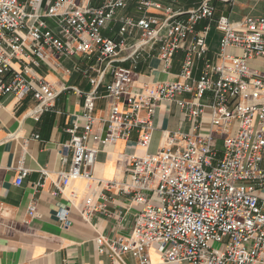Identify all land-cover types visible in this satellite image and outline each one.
<instances>
[{
  "label": "built area",
  "instance_id": "built-area-1",
  "mask_svg": "<svg viewBox=\"0 0 264 264\" xmlns=\"http://www.w3.org/2000/svg\"><path fill=\"white\" fill-rule=\"evenodd\" d=\"M94 1L0 0V107L2 98L14 95L35 101L32 115L51 110L59 91L36 68L45 62L59 66L53 57L95 59L97 64L83 71L92 89L73 87L84 98L87 124L83 132L77 123L67 129L71 138L60 150L62 161H71L70 170L62 173L67 184L94 179L99 147L88 139L107 73L112 80L105 84L103 96L111 101V111L103 120L107 133L96 136L100 145L128 139L133 131L139 133V145H149L158 105L176 102L190 130L170 133L155 153L131 155L125 177L107 182L142 208L130 236L99 237V252L108 247L113 258H121L135 251L141 264H150L139 253L149 247L157 248L165 264L264 263V198L259 194L264 189V70L251 65L254 59H264V17H215L213 0H194L197 4L187 11L176 9V0L168 5L163 0H137L142 16L120 17L131 0ZM150 9L162 16L149 14ZM200 21L206 24L196 30ZM116 22V37L106 36L104 31L113 30ZM213 25L222 32L216 62L208 58ZM156 48L166 64L184 51L179 79L145 83L135 91L139 58ZM196 59L205 61L198 78ZM128 60L132 67L116 65ZM207 111L209 130L203 132ZM26 173L20 170L17 185ZM86 206L84 214L89 216L91 198ZM34 214L31 207L29 215ZM67 215L66 210L58 213L65 226L70 225Z\"/></svg>",
  "mask_w": 264,
  "mask_h": 264
},
{
  "label": "crops",
  "instance_id": "crops-1",
  "mask_svg": "<svg viewBox=\"0 0 264 264\" xmlns=\"http://www.w3.org/2000/svg\"><path fill=\"white\" fill-rule=\"evenodd\" d=\"M101 0H95L99 4ZM165 5L171 0H163ZM197 3L194 0H176L174 7L187 11ZM215 17L229 16L232 20L244 17H264V0H213ZM221 4V7L218 6ZM228 10V14L223 11ZM149 14L162 16L160 11L150 9ZM120 17L139 18L137 0H131ZM206 24L200 21L196 30ZM120 23L112 24L113 30L104 34L116 37ZM222 32L213 25L207 43L208 58L218 60L221 52ZM192 37H190L191 39ZM188 40V42L190 41ZM235 51L233 49H230ZM144 52L135 70L133 89L139 91L145 83L172 82L179 79L185 53L178 51L170 64L160 58L156 48L153 53ZM126 53H121L120 57ZM59 66L45 62L36 71L59 91L54 107L44 113L32 115L35 101L14 95L2 98L0 107V264H141L137 252H127L121 258H113L108 247L99 252L97 239H121L130 236L136 217L142 206L133 202L131 195L120 192L118 186L110 187L108 181L122 180L131 155L145 156L155 153L168 140L170 133L188 132L191 124L176 102H161L154 115V130L151 143L139 145V133L133 131L128 139H119L101 144L96 136L106 132V120L111 111V101L103 95L104 86L112 80L107 73L96 99L93 132L88 139L90 145L99 147L94 165V179H73L63 183V172L71 168V161L61 159V147L70 141L67 129L74 123L84 131L87 124L82 116L84 98L73 91V87L88 92L92 89L89 76L83 71L96 65L95 59L85 56L53 57ZM116 65L132 67V61L117 62ZM205 61L195 60L194 76L200 77ZM251 65L264 70V59H254ZM19 67L18 65H16ZM104 64L101 66L103 67ZM96 76V72H90ZM187 97L188 95H181ZM209 111L203 118V132L209 130ZM26 170L21 185L16 179L20 170ZM264 198V189L259 191ZM92 199L89 216L84 214L87 199ZM31 207L35 214L29 215ZM61 210L67 211L69 226L58 218ZM139 253L149 259L150 264H165L156 247L142 248ZM264 257V251L261 253ZM256 264H264L257 262Z\"/></svg>",
  "mask_w": 264,
  "mask_h": 264
},
{
  "label": "rangeland",
  "instance_id": "rangeland-1",
  "mask_svg": "<svg viewBox=\"0 0 264 264\" xmlns=\"http://www.w3.org/2000/svg\"><path fill=\"white\" fill-rule=\"evenodd\" d=\"M218 6H220L221 7V4H218ZM225 14H228V10H225V11H223ZM262 12H264V11H262Z\"/></svg>",
  "mask_w": 264,
  "mask_h": 264
}]
</instances>
